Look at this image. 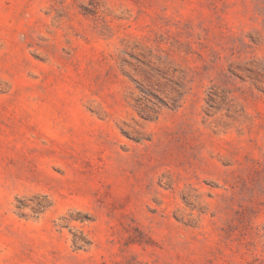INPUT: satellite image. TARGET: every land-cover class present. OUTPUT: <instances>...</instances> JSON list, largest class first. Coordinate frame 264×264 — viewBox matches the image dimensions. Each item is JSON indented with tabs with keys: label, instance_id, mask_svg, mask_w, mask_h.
<instances>
[{
	"label": "rangeland",
	"instance_id": "obj_1",
	"mask_svg": "<svg viewBox=\"0 0 264 264\" xmlns=\"http://www.w3.org/2000/svg\"><path fill=\"white\" fill-rule=\"evenodd\" d=\"M0 264H264V0H0Z\"/></svg>",
	"mask_w": 264,
	"mask_h": 264
}]
</instances>
